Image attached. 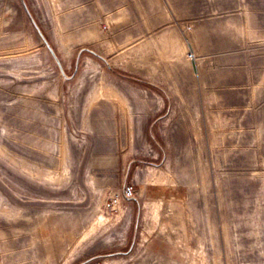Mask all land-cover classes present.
I'll return each instance as SVG.
<instances>
[{"label": "rangeland", "instance_id": "obj_1", "mask_svg": "<svg viewBox=\"0 0 264 264\" xmlns=\"http://www.w3.org/2000/svg\"><path fill=\"white\" fill-rule=\"evenodd\" d=\"M24 1L71 78L0 0V264H264V0Z\"/></svg>", "mask_w": 264, "mask_h": 264}, {"label": "water", "instance_id": "obj_2", "mask_svg": "<svg viewBox=\"0 0 264 264\" xmlns=\"http://www.w3.org/2000/svg\"><path fill=\"white\" fill-rule=\"evenodd\" d=\"M21 4H22V7L29 19V21L31 22L32 26L34 27L37 35L39 36L40 40L43 42L44 46L46 47V49L48 50L49 54L51 55V57L53 58V60L55 61L59 71H60V74L61 76L63 77V79H69L71 78V76H67L65 71H64V68H63V64L61 62V59L59 58V56L57 55V53L55 52L54 48L52 47V45L50 44V42L48 41V39L46 38V36L44 35L43 31L41 30V28L39 27V25L37 24V22L35 21V18L33 17V15L31 14L26 2L24 0H21ZM89 51L91 52L92 54L98 56L99 58L103 59L107 65L109 66L107 60H105V58L99 54H97L95 51L89 49V48H82L79 52H78V56L80 55V53L82 51ZM78 59V58H77ZM135 233V232H134ZM134 241V239H133ZM131 248V247H130ZM123 254V253H127V252H115V253H107V254H99V255H95V256H92L90 258H88L87 260H84L82 262H80L79 264H85L93 259H96V258H101V257H110V256H113V255H117V254Z\"/></svg>", "mask_w": 264, "mask_h": 264}, {"label": "built area", "instance_id": "obj_3", "mask_svg": "<svg viewBox=\"0 0 264 264\" xmlns=\"http://www.w3.org/2000/svg\"><path fill=\"white\" fill-rule=\"evenodd\" d=\"M123 195L125 197H131L132 196V186H125L123 189Z\"/></svg>", "mask_w": 264, "mask_h": 264}]
</instances>
